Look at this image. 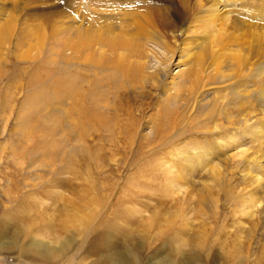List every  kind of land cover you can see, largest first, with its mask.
Listing matches in <instances>:
<instances>
[{
    "label": "rangeland",
    "instance_id": "obj_1",
    "mask_svg": "<svg viewBox=\"0 0 264 264\" xmlns=\"http://www.w3.org/2000/svg\"><path fill=\"white\" fill-rule=\"evenodd\" d=\"M4 220L0 264H264V0H0Z\"/></svg>",
    "mask_w": 264,
    "mask_h": 264
},
{
    "label": "bare ground",
    "instance_id": "obj_2",
    "mask_svg": "<svg viewBox=\"0 0 264 264\" xmlns=\"http://www.w3.org/2000/svg\"><path fill=\"white\" fill-rule=\"evenodd\" d=\"M218 5V4H217ZM216 5V7H215V12H219V11H217L218 10V6ZM149 13V12H148ZM215 15V14H214ZM222 15V14H221ZM225 15H227V14H225ZM212 16H213V14H212ZM215 16H217V13H216V15ZM215 16H213V17H215ZM218 17V16H217ZM224 17H226V16H224ZM228 18H229V16H228ZM236 19V18H235ZM235 19H234V21H235ZM216 20V19H215ZM227 19H225V21H226ZM229 20V19H228ZM227 20V21H228ZM230 21V20H229ZM229 21H228V23H229ZM134 22H136V26H137V28H138V30L140 29V31L137 33V35L139 36V34H142V33H145L146 31H148V33L149 34H151V35H153V37H155L156 39H158L159 40V42L160 43H162V42H164L165 40L163 39V35L157 30V28H156V25H154V20L152 19V17H150V15L149 14H143V15H138L137 16V18H135V20H133V22L132 23H134ZM234 23V22H233ZM131 24V23H130ZM135 24V23H134ZM134 24H133V26H134ZM230 25H232V24H230ZM234 25V24H233ZM151 27L153 28L152 30H151ZM150 28V29H149ZM133 31V30H132ZM132 31L131 32H129V34L128 35H126V36H123V38L124 39H122L118 44H116V46L117 47H125L126 49H129V50H131V52L133 53V54H135L134 53V48L135 47H133L132 45H131V42L130 41H128V39L129 38H131L132 36L134 37V39L133 38H131V39H129V40H134L135 41V43H136V36L134 35L135 33H133V35H132ZM134 32V31H133ZM130 34L132 35L131 37H130ZM133 44H134V42H133ZM163 44V43H162ZM138 45V44H137ZM137 45H136V48H138L137 47ZM116 46H115V48H116ZM119 49V48H118ZM177 49V48H176ZM178 50V49H177ZM136 51V50H135ZM174 52H176V51H174ZM177 53V52H176ZM172 55V54H171ZM185 55V54H184ZM146 56V55H145ZM144 56V57H145ZM94 57V56H93ZM126 57H128V56H126ZM126 57H125V60H126ZM180 58V57H179ZM182 59V58H181ZM120 60V59H119ZM124 60V61H125ZM146 60V59H145ZM187 61V60H186ZM185 61V62H186ZM108 62V61H107ZM136 62H138V61H136ZM140 63H142L141 61H139ZM138 62V63H139ZM179 62H181L180 60H179ZM98 63V62H97ZM104 63V62H103ZM146 63L147 62H143V64H144V66L141 64V65H138V66H136L135 68H134V65H135V63H133V64H131V63H128V62H126V63H123L122 61H121V63H116L115 64V69H117L118 70V72L120 71V70H123V72L125 73V72H128V73H131V72H129L128 71V69L131 71L133 68V71L135 72H137L138 70L139 71H141V72H143L144 73V71H145V69H146V67L148 66V65H146ZM185 64V63H184ZM98 65V64H97ZM104 66V65H103ZM146 66V67H145ZM100 67V66H99ZM112 68V67H111ZM192 68V67H191ZM121 72V71H120ZM123 72H121V73H123ZM161 72V71H160ZM111 75V74H110ZM127 76H128V74H126ZM137 75H140V73L138 74V72H137ZM148 75V74H147ZM112 76V75H111ZM153 76V75H152ZM83 77H85V76H83ZM149 77V76H148ZM159 77H160V79H159ZM189 77V76H188ZM109 78V77H108ZM190 78V77H189ZM155 79V78H154ZM156 79L158 80V83H159V81L161 82V80H162V75L160 74V75H156ZM99 80V79H98ZM119 80V79H118ZM83 81V80H82ZM98 82H100V81H98ZM70 84V83H69ZM74 84V83H73ZM174 84V83H173ZM79 85V84H78ZM175 85V84H174ZM68 86V85H67ZM72 86V85H71ZM173 86V85H172ZM61 87V86H60ZM74 87V86H73ZM168 87V86H167ZM166 88V87H165ZM171 88V87H170ZM177 88V87H176ZM93 89H95V88H93ZM97 89V88H96ZM100 89V88H99ZM92 90V89H91ZM98 90V89H97ZM108 90V89H107ZM178 91H180V90H178ZM93 92V94L94 95H92V96H90V97H92V107H90L91 109H92V112H90V111H88L87 109H88V107H86V104H85V99L86 98H88V97H85V94H84V92H83V87L81 88H78V90H77V95H76V101H77V107H78V112H79V116L80 117H78V119L80 118V120H79V123L82 125H80L81 127H83V123H86V122H88V120L87 119H89V120H91L92 119V121L94 120V119H97V118H100V114L98 113V108H99V106L101 105L100 104V99L98 100V97H97V92L96 91H92ZM91 92V93H92ZM103 92H105V91H103ZM86 93V92H85ZM54 94V93H53ZM60 94V93H59ZM124 94V93H123ZM75 95V94H74ZM105 95V94H104ZM103 96V95H102ZM124 103H118V104H116V106L113 108V107H111L112 105H110L109 103H107V107L109 108H113L114 110H118V109H122V107H124ZM89 108V109H90ZM111 110V109H110ZM168 111V110H167ZM116 112V111H115ZM117 113V112H116ZM168 116V115H167ZM106 117H107V115H106ZM91 118V119H90ZM98 121V120H97ZM100 121V120H99ZM94 122H95V120H94ZM101 122H102V120H101ZM105 124V123H104ZM85 126V125H84ZM48 142V141H47ZM55 151V150H54ZM72 200H73V198H72ZM70 201V200H69ZM88 201H89V199L86 201V200H80V202L79 203H77L78 205L76 206V209H80V207L81 208H85L86 207V205H87V203H88ZM75 202V201H74ZM90 202H92V200L90 201ZM76 203V202H75ZM74 203V204H75ZM90 204V203H89ZM57 205H59V204H57ZM69 205V204H68ZM66 207V206H65ZM65 207H64V209H65ZM79 209L76 211L75 209H74V211L75 212H73L74 213V215L75 214H77L78 215V213H79ZM84 210V209H83ZM91 215V214H90ZM92 216V215H91ZM5 219V218H4ZM17 219V218H16ZM81 221V220H80ZM12 222V221H11ZM11 222L10 223H8V221H6L5 222V220L4 221H2V222H0V238L2 237V236H5V235H13V237H14V239H18L19 238V236H21V235H23V241H28L30 238L28 237V232H27V230H24V228H20L18 225H17V223L16 224H14V223H12L11 224ZM11 225V226H10ZM88 226H90V225H88ZM13 228H15V229H13ZM123 230V229H122ZM26 232V233H25ZM114 236V235H113ZM12 237V238H13ZM111 238V237H110ZM104 239H105V243H106V245H108L109 244V236H106V235H104ZM110 242H112V241H110ZM31 244H33V243H31ZM38 245H40V244H38ZM38 245H36L35 247H37Z\"/></svg>",
    "mask_w": 264,
    "mask_h": 264
}]
</instances>
